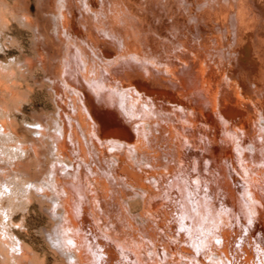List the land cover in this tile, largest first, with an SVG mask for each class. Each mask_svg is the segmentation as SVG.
<instances>
[{
  "label": "bare ground",
  "instance_id": "6f19581e",
  "mask_svg": "<svg viewBox=\"0 0 264 264\" xmlns=\"http://www.w3.org/2000/svg\"><path fill=\"white\" fill-rule=\"evenodd\" d=\"M60 1L61 2L59 4L58 16L59 18L60 17L63 18L62 20H65L66 26H63L62 28L64 30L63 29L62 30L66 34H69L68 25L71 23L73 19L72 17L73 14L71 13L73 10L70 11V8H72L70 7V1L71 2L73 1L72 0H60ZM185 1L192 8V10L190 11L191 13L188 11L190 14L188 15V20H187V26L190 27V32L192 35L191 36L187 35L189 37L185 38V41H183L184 39L181 40L183 42L181 43V47L177 48L181 51L180 53H178V55L177 54L174 55L171 53H170L171 55L169 54L168 58H170V60L166 61L167 69L163 68V66L165 65L162 66L159 65L160 63H155V62L148 63V61L145 62L144 61L145 59H143V57L145 56L143 55L144 52L143 53L142 52L140 53L138 51L133 52L134 49L133 50L127 49V54H123L125 55V60L122 61L120 60V62L117 61V57L119 58V56L122 54L121 52L120 53L118 52L119 54L112 55L111 57L110 56L107 57L109 59L111 58L112 60L116 61L114 62L115 64L113 66H115L117 70L113 69L114 72L124 74L125 77L127 76V79L130 82L129 84L124 85V87L121 86L125 88L124 91L125 97H123L125 102L122 96L119 94L117 88H115L116 86L115 87L113 86L114 83L111 85L108 81V83L110 84L108 85L106 83L108 85V88L107 87L100 88V86H98L99 84L97 83L87 86V84H85L84 81H82L83 78L80 76V74H78L79 72L77 73L78 71V70L76 71L77 68L76 69L74 68L76 72L72 71L73 73L64 70L67 73V74L64 73L65 76V82L63 81L65 85L64 89L66 91V94H69L67 91L69 89L73 91L74 94L82 97L81 98V100L83 101L82 106H84L85 109L89 110L90 117L92 118L91 120H93V125L91 123V125L93 126V132L91 133L93 135V139L94 140L96 139V141L100 142L99 144L105 143L107 145L106 142L108 141L111 142L110 145L112 148L111 150L112 154L108 155L109 156L108 160L110 163L109 167H111L113 170L110 171H113L112 173L115 176L121 177L124 180L125 184H127L133 190L136 191L135 194H140L141 196H144L145 198L144 204L147 203L149 206H152L153 208L155 207L158 210H160V208H164L165 206L166 208H169L170 206L172 210V212H170V210L168 211L170 215H172L173 212L176 211V215L179 218L178 219L175 218V220L173 219V221L174 222L176 221L174 223V226L177 230L176 232H174V234H172L171 238L174 237L175 242L177 241L180 242L181 247L184 248V250H182L181 247L180 248L177 247L179 249L171 248L172 250L169 251L168 248H165L164 246L163 248L164 256L166 259L169 254H171L172 256L175 255L177 256V253H179L180 256L176 258H179L183 261L180 262V264H264V104L259 100H255L251 96H246L240 80H237L234 77L235 71L231 73V67L238 66L239 68L238 71L241 70V72L246 73L248 75L246 77H249L248 80L250 81L249 73L247 71L245 72L246 69L244 68L243 63L245 61L249 62L250 60L248 58L251 59L256 53L257 44L259 43L256 42L257 38H255L254 29L256 24L264 20V14L263 13L253 14L249 10L248 5L245 4L243 0H185ZM100 2H101L100 5L101 7L99 9H101V11L98 10L97 11L100 13V15H105L106 16L105 18H108L110 20L105 10L107 7L105 6L104 0L101 1L87 0L86 5L88 6V8H91L92 11H94L96 9L95 7H97L98 3ZM115 2L116 1L114 0V3ZM44 3H46V1ZM110 4L108 3V5ZM78 6L80 5L78 4ZM115 6L118 7L117 3L115 4ZM111 7L113 8V6ZM129 7L128 9H131V6ZM76 8L77 7H75V9ZM125 9L123 10L125 11ZM117 11L119 12L118 9ZM122 11L120 12L122 13ZM77 12L78 11H76V13ZM108 13L112 14L110 10ZM121 13L120 15L122 14L124 15L125 13L127 15V11L125 13L122 14ZM27 15L28 14H26V16L24 15L23 16L27 17ZM97 16L99 17L98 14ZM74 17L77 18V14ZM92 18L90 19L92 20ZM81 19L82 17H80V19L78 18V20L80 21L79 23H82L80 25L83 28L84 26H82L83 22H81ZM90 19L88 21L89 24H90ZM135 19L136 18H134L133 21ZM74 20L72 22H74ZM83 20H85V17ZM112 20H114L113 17ZM128 20L130 19L128 18ZM117 21L119 20L117 19ZM99 22L102 27L106 26L105 25L107 23L106 20L100 19ZM136 22L138 21L136 20ZM119 23H116L114 25L117 26V24ZM91 24H93V22H91ZM127 24L133 25L132 22L131 24L130 23ZM109 25L111 26V24ZM258 25H256V27ZM199 26L201 27L205 26L208 29L207 31L205 30L203 32L196 31L198 34H195L194 29L198 30ZM260 26H262L261 23ZM119 27H117V29ZM129 27L124 26V29L128 31L126 28ZM94 28L92 30L95 31ZM84 29L86 30V27ZM33 30H37V29H33ZM56 30H53L52 32L57 33L55 32ZM115 30L116 28L114 29V31ZM63 31L59 32L60 37ZM94 31H90V35H88V39H87V35H85L86 37L84 36L85 40L87 39L88 41L87 42L88 45L92 46V48L94 47L95 49L96 47H99L102 50L105 48L108 49L107 52H109L116 47L117 40L115 39V37L112 38L108 36L109 34L106 35V33H103L104 31H102L101 33L99 31L96 32ZM72 33H74V31ZM39 34L40 33L37 34V38H39L38 37ZM133 34L136 35V33ZM113 35H116V32ZM42 36L40 37V39L42 38ZM55 36H57V34H55ZM79 36L80 35H78L77 37L79 38ZM129 36L128 38H131L132 34L130 33ZM52 38L54 37L52 36ZM57 38L59 37L57 36ZM75 40H77V38H75ZM54 41L55 40H52L53 43ZM36 44L38 45V43ZM123 44H124L123 47L124 46L126 47L128 45L126 41H124ZM39 46L40 45H38L37 47ZM134 46L136 45H133V47ZM74 47L76 46L74 45L73 48ZM123 47L120 48L123 49ZM125 47L123 51H125L126 53ZM130 47L132 46L130 45ZM99 48L98 50L101 52ZM67 50L68 47L66 51ZM114 50L117 51L119 49H114ZM44 54L46 53H44L43 51V53H41V58L40 56L39 58L41 59L42 64H47L48 61L46 60V57L48 53L46 56ZM75 54L76 53H74V55ZM149 54L150 53H148V55ZM123 55H121V57H124ZM130 55H135L136 57L141 59L142 63L136 61L134 57H131ZM61 57L66 58V56L62 55L58 57V60H60L59 58ZM34 61L35 60L33 59V62ZM106 61L108 62L109 60ZM98 62L100 65L101 61ZM59 63H61V61ZM94 63H95L94 67H96L95 66L96 62ZM91 67L92 64L90 65V70ZM85 69L81 68V72L84 74L83 77H85L86 74L85 72H83V70ZM61 70H59V73ZM110 71H112V69H110ZM74 73H77V75ZM109 74L111 75L112 73L109 72ZM59 76H61V74H59ZM116 78L117 77H115L114 80H116ZM89 79L90 78H88V80ZM243 80L246 81L245 76L243 77ZM117 83L119 82H116V84ZM54 85L56 86L55 91L57 95H60L62 99L61 101H58L57 116L53 115V118L50 120V122L47 123L42 120H36L34 122L24 121V123L28 125V127L25 126L24 128L28 131V133H30L29 137H26L25 135L21 137L22 135L20 136L18 134L16 119H14L15 121L11 119V122H9L8 116L12 117L11 112L9 111L10 109H8V106L4 105V103L0 104V139L1 141L4 140L3 143L8 140L13 141V143L11 144H8L9 143L8 141L7 142L8 146H6V148L4 147L5 148V149L3 148L4 150L0 148L2 150L0 151V159L3 158L2 160H4L3 163H0V221L4 222L5 220H7L6 221L7 224L5 225V227H3L4 228L3 233L5 235L6 240L2 241L3 236L0 234V243L2 242L3 244H5L7 247H10L14 251V253L11 256V260L14 261L15 263L29 264L30 261H34L35 253H33L31 249L27 250L23 241H20L22 243V247H18V243L13 238L14 235H12L11 232H9L10 229H8L9 227L8 225L15 222L10 220L12 218L11 210L13 209L14 206L17 207V204H19L20 202L14 203L15 205L13 207H11L12 205L10 207L8 206L9 208H12L10 210L7 207V205L5 206L4 201L6 200L10 201L16 197L17 198L19 197V199H22V201L23 198L24 199L26 198L27 201L29 200V202L32 203L35 198L40 196L41 199L49 198L47 200H51V203L49 202L50 203L49 207L46 208L48 209L49 215L52 217L53 224L49 230H46L45 228V233L49 242L54 247L55 252L58 255H60L61 258L63 259L64 264H150L152 261L155 262V264L160 263L156 260L157 257L159 256L158 255L159 253L156 251L157 248L156 250L153 247L142 250L143 243L140 242L141 240L139 241L134 239L131 242L127 238H120L114 241L108 235H104L106 231L102 235L101 231L104 230H96L97 228L96 226H95L96 228L94 229L93 227L88 228L89 227L88 223H90L92 219L91 217H89L90 215L87 214L93 212L94 210L89 211L88 213L87 209L86 210L84 209L87 205L85 201H84V205L82 206V210L79 207L80 200L85 199L82 190L83 186L81 187L82 184L81 185L77 184V182L78 181L80 182V180L70 179L69 177H68L69 180H67L66 178H62L59 175L60 170H65V171L68 170L70 172V169H72L71 164H69V162H71L75 154L76 147L74 148L71 142L72 136L69 133V127L67 121L68 118L67 115L69 114H67L66 107L63 104L65 103L63 102L65 96L64 89L62 88L63 83L61 87H59L58 84H54ZM123 88L121 90H124ZM82 93L83 96H81ZM144 95L145 97L149 96L153 101L152 102L153 104L147 102L145 103L148 109L147 107L143 108L142 105ZM160 97L161 98L169 97L168 99L174 98L173 101L176 102V104H174L173 106H175L174 109L175 116H177L178 118V120L175 121L174 123L177 122V124L181 126V129H179V126L177 127V125L169 123L171 120L166 121L164 123L167 126L169 127L172 126V128L175 129V131H173V135H175L174 132L178 134V139L181 140L180 145L182 146V148L183 147L191 148V146L188 145H192V148L191 149L189 148L190 150L187 151L183 150L185 151L184 153L186 154L182 152L184 155L181 153L182 155L179 157L175 155L173 150L172 151L170 150L171 151L170 155L172 157L171 160H174L173 158L177 157L179 158L180 162L184 165L182 167L181 164L180 166L177 164L178 162L176 163L178 166L182 167V168L178 166L176 167L177 168V170H175L176 174H174V171L171 173L170 166L167 167L166 169L167 174L165 172L159 171L158 169L159 166L157 167V165L151 160V157L150 160H146L147 159L146 156L149 153L148 151H145L146 148L145 146H148L150 141L153 142L151 139V134L153 133L152 131L153 123H156V125H158L157 127L160 126L159 129L165 130L166 128L165 127L166 125L163 126L160 123L159 119L158 120L152 119L154 122L145 120L146 115L153 114L151 118L155 116L156 112L153 109V106L154 104H156V101H158L157 103H160L159 102V99H161ZM71 98L73 100V97ZM76 98L79 97L77 96ZM81 100L79 102H81ZM76 102L78 103V101ZM124 103L127 105V111L128 109L130 110V112L132 110V114L123 112L126 111L124 108L126 105L124 106L123 105ZM74 107L77 109L76 105H74ZM160 108L165 110V107L161 106ZM166 110H168V108ZM1 112L3 113L1 114ZM160 112L163 113L161 110ZM170 112L171 111L169 110V113ZM8 113L10 114L8 115ZM43 115L45 114L43 113ZM138 115H142L140 119H138L139 118ZM69 117L71 116L69 115ZM156 117L158 116L156 115ZM167 118L168 117L166 116L165 119ZM80 119L81 118H79V120ZM142 121H144V123H142ZM136 124L137 126H135ZM86 126L88 127V125ZM91 127L90 128L88 127L90 131H91ZM74 128L77 129L76 126ZM168 132L170 133V131ZM173 135L171 136L173 137ZM77 137L74 136V138ZM175 138L177 137H174V139ZM86 139L87 138H85V140ZM186 139L187 142L185 141ZM43 140H47L49 146L48 149L49 154H47V156L48 155L52 156V159L50 158L51 160H48L49 162V164L47 162L48 167L46 166L47 168L45 169L44 166L43 168L45 169L44 171L41 172L39 171L40 173H43V177L38 179H36L35 177L34 179L30 176V171L33 167V164L35 165V169L42 167L41 157L44 154L43 153L44 148H42L41 142ZM182 140H184V142H182ZM4 144L6 145V143ZM46 144L45 146H47ZM82 144H87V142ZM0 147L3 146L0 145ZM148 147H150V145ZM84 148L86 149L85 145ZM193 148H196L197 151L196 152L193 151ZM108 151L110 152V150ZM3 155H7V156L3 157ZM91 155L93 156V154ZM9 158L10 160H8ZM90 158L92 157L90 156ZM133 159L136 162V164H139L140 168L144 171V176L130 169L129 166L123 165L124 162H128L131 164ZM80 160L82 159L80 158ZM84 160L86 161V158H84ZM83 163L84 162H82V164ZM74 164L75 163L73 162V165ZM147 165L152 168L151 171L146 169ZM258 166L259 167L261 166V168L257 169ZM76 167H78L76 176L82 178L81 181L84 180L86 182L85 178L88 179L89 176L88 175L87 177L83 176V171L82 169H80L79 165H77ZM92 168L93 167H91L90 169L92 170ZM106 168L107 169L105 173H110L108 167ZM60 172L62 173L64 171H60ZM69 172L67 173V176L68 174H70ZM146 172H148V176L145 175ZM151 172H157L158 175L157 176L156 174L153 175ZM73 173L71 174L73 175ZM96 173L97 172H95V174ZM113 174L111 176H113ZM70 177L72 178L71 175ZM144 177L146 178L145 179L146 181L150 180L151 178L154 179L156 181V184L159 185L160 187H163L164 183H167L166 188L164 187L165 189H167L166 195H164V197L162 198H159V196L151 194L148 187L145 185L146 184L144 182L145 180H143ZM93 183L96 184L95 181ZM111 183L112 182H110L109 184ZM187 183L189 184V186ZM104 185L106 184L104 183ZM192 187L196 189V190L193 189L195 192L192 190ZM88 191H90V188ZM98 196L94 197V200H96L97 203H100V198ZM47 200L45 203H47ZM16 201L17 200H15V202ZM16 207L14 208L16 209ZM100 207L102 208L104 207V205L102 206L101 203ZM103 210L104 209H102V211ZM144 210H146V212H148L150 215L154 214L148 208ZM95 213L96 212H94V214ZM143 219L145 221L144 217ZM149 219H146V221ZM91 224L92 223H90V226ZM106 228L109 229V233H111L110 228L109 227ZM179 228H181L182 230V232L180 233L178 230ZM96 231H98V233L100 231V234L102 236H100ZM114 233H116V231H114ZM175 233L176 234L179 233V236H177ZM149 235L151 236V234ZM114 236L115 235H113L112 237ZM141 236L143 237V235ZM168 236L166 238L170 239L168 238ZM151 237L149 239H152L155 236L152 238ZM8 238L11 239V242L7 241ZM162 244H163V240H162ZM185 244L187 245V247L183 246ZM157 245L160 246L159 244ZM21 249L22 252L23 251L24 252L18 255L17 252H19V250ZM99 250H102V252ZM144 255H146V257ZM202 256H204V258H202ZM172 258L174 259V257ZM150 260L152 261L150 262Z\"/></svg>",
  "mask_w": 264,
  "mask_h": 264
},
{
  "label": "rangeland",
  "instance_id": "374dc122",
  "mask_svg": "<svg viewBox=\"0 0 264 264\" xmlns=\"http://www.w3.org/2000/svg\"><path fill=\"white\" fill-rule=\"evenodd\" d=\"M45 1H46V3H44ZM72 1L73 2L70 1V7H72V8H70V11L73 10L71 12L73 14L72 21L74 19L75 20H74V22L71 21V23L68 25L69 34H66L63 31L64 29L62 28L63 26H66L65 20H62L63 18H61V17L59 18V16H58L59 4L61 2L60 0H0V64L2 65V66L0 65V77H1L0 78V104L4 103V105H7L8 109H10L9 111L11 112L12 117L8 116L10 114V113H8V115H7L8 120H9V122H11V119H13V121H15L14 119H16V122H17L16 125L18 128L17 132L20 136L22 135L21 137H23L24 135L26 137L30 136V133H28V131L24 128L25 126L28 127V125L26 123H24V121L34 122L36 120H42V121L47 123V122H50V120L53 118V115L57 116L58 101H61L62 99H61L60 95H57V93L55 91L56 86L54 84H58L59 87H61V85L63 83L62 88L63 89L65 88L64 73H66V72L64 70H66L68 72H72V71L76 72L78 70L77 73L79 72L78 74H80V76L83 78L82 81H84V83L87 84V86L97 83V84H99L98 86H100V88H105V87L108 88V85H110V84L112 85L114 83L113 86L114 87L116 86L115 88H117L119 94L123 98V97H125V95H124L125 88H123V87H124V85H127L130 82L128 81L127 76L125 77L124 74L114 72V70H117V68H115V66H113L115 64L114 62H116V61L112 60L111 58L109 59L107 57H109V56L111 57L112 55L119 54L120 52L122 53L121 55L127 54V49H129V50L134 49L135 51L133 50V52H137V51L140 53L144 52L143 55H145V56L143 57V59H145L144 60L145 62L148 61V63H151V62L160 63L159 65H161V66L165 65V66H163V68L167 69L166 61L170 60V58H168L169 54L171 53L174 55H176V54L178 55V53H180L181 51L177 48L181 47V43L183 41H185V38L192 35L190 32V27L187 26L188 15L191 13L190 11L192 10V8L189 6V4L186 3L185 0H119V1L115 0L116 1L115 3H114V0H104L105 6L107 7L105 10H106V12L108 14L107 16L110 18V20L108 18H105L106 17L105 15H100V13L98 12V11H101V9H99L101 7L100 6L101 2L98 3V6L95 7L96 9L94 11H92V9L88 8V6L86 5L87 0H83V1L82 0H76L77 2L74 0H72ZM99 1H101V0H99ZM132 1H134V2H132ZM83 2H84V4H83ZM119 2H120V4H119ZM243 2L248 5L249 10L253 14H258V13L264 14V0H243ZM108 3L109 4L111 3V4L108 5ZM116 3H117L118 7L115 6ZM78 4L80 6H78ZM111 6H113V8ZM119 6H120L121 10L119 9ZM129 6H131V9H128ZM75 7H77V8L75 9ZM80 7H82V8H80ZM107 9H109L110 12H112V14L108 13L109 10H107ZM115 9H116V11L118 9L119 12L118 11L116 12ZM123 9H125V11ZM55 10H56V12H55ZM76 11H78V12L76 13ZM120 11H122V13H125L127 11V15L125 13L124 15H126V16H124ZM120 13L122 15H120ZM21 14H22V16H21ZM26 14H28L27 17H24V16H26ZM53 14H55V15H53ZM76 14H77V18L74 17V16H76ZM97 14L99 15V17L97 16ZM135 14H137V15H135ZM131 15H132V17H131ZM28 16H29V18H28ZM134 16H136V17H134ZM21 17H22V19H21ZM57 17H58V20H57ZM80 17H82L81 22H83V25H82V26H84L83 28L80 25L82 23H79L80 21L78 20V18L80 19ZM84 17H85V20L88 18L86 20L87 22L85 20H83ZM112 17L115 21L112 20ZM133 17L136 18L134 21H133V19H134ZM90 18H92V20ZM128 18L131 21L128 20ZM89 19H90V24L88 22ZM100 19L106 20L107 23L105 24L106 25L105 27L101 26V24L99 22ZM117 19L119 21H117ZM136 20L138 22H136ZM112 21H114V22H112ZM122 21H123V23H122ZM262 21H263V23H262ZM262 21L260 22L262 26H260V23H258L259 25L256 24L258 26L256 27V25H255V29H254L255 30V38H257L256 42L259 43V44H257V50L258 51L256 50V53L253 56L254 59H253V57L251 59L248 58L250 61L249 62L245 61L243 63V66L246 69L245 72L247 71L249 73L250 81L248 80L249 77H246V76H248L246 73L241 72V70L238 71V69H239L238 66L231 67V73L235 71L234 77L237 80H240L246 96H251L255 100H259V101L263 102V104H264V20H262ZM91 22H93V24H91ZM131 22L133 25L127 24V23L131 24ZM133 22H135V23H133ZM60 23H61V25H60ZM116 23H119V24H117V26H116V25H114ZM109 24H111V26ZM120 25L123 27H121ZM107 26H110L111 28L107 27ZM124 26H126V27L131 26V27L126 28L128 30V31H126L124 29ZM85 27H86V30L84 29ZM117 27H119L118 28L119 30L117 29ZM80 28H81V30H80ZM93 28L95 29V31L92 30ZM97 28H99V29H97ZM103 28H105V29L108 28V29L105 30ZM109 28H110V30H109ZM115 28H116V30L114 31ZM130 28L132 29L133 33H136V35L132 33ZM33 29H37V30H33ZM83 29H84V32H83ZM207 29L208 28L205 26L204 27L199 26L198 30L194 29L195 30L194 33L198 34L196 31L203 32L205 30L207 31ZM53 30H56L55 32H57V33L52 32ZM135 30H136V32H135ZM138 30H139V32H138ZM61 31H63L65 34L62 32L61 37H60L59 32H61ZM73 31H74V33H72ZM90 31H94V32L99 31L100 33L102 31H104L103 33H106V35L109 34L108 36H110L112 38L115 37V39L117 40V45L114 49H119V50L116 51V50L112 49L113 51L111 50V51L107 52L108 49L104 48L102 50L99 47H96L95 49H97V50H95L94 47L92 48V46L88 45V43H87L88 42L87 39H88V35H90ZM107 31H109V32H107ZM121 31H123V32H121ZM35 32H36V34H35ZM115 32H116V35L117 34H119V35H117V36L113 35ZM38 33H40L44 36L39 34L38 35L39 38H37ZM130 33L132 34V37L128 38ZM55 34H57V36L59 38H57V36H55ZM110 34H112V35H110ZM51 35L54 38H52ZM78 35H80L79 38L77 37ZM85 35H87L86 40H85V37H86ZM187 35H189V36H187ZM41 36H42V38L40 39ZM135 36H136V38H135ZM69 37H70V39H69ZM55 38L57 39V41ZM75 38H77V40H75ZM118 38H119V40H118ZM122 39L128 43L127 46L129 48L127 46H126L127 48L124 46L126 53H125V51H123V49H124L123 42L124 41ZM52 40H55L54 43L52 42ZM68 40H70V41H68ZM128 40H129V42H128ZM181 40H183V41H181ZM35 41H38V42H35ZM65 42L68 44H66ZM36 43H38V45H40V46L37 47L38 45ZM42 43H43V45H42ZM47 43H49V44H47ZM62 43H64L65 45ZM73 44L76 47L73 48V46H74ZM83 44L85 47L83 46ZM129 44L132 47H133V45H136V46H134L132 48V47H130ZM46 46H48V47H46ZM41 47H42V50L45 48L43 50L44 53H46V54H44L45 56L48 53V55L46 57V60L48 61V62L46 61L47 64L41 63L40 58H41V53H43V51L41 50ZM67 47H68V50L66 51ZM82 47H84V48H82ZM120 47H123V49ZM135 47H136V49H135ZM171 47L173 48V50ZM38 48H40V49H38ZM98 48L101 50V52L98 50ZM93 50H95L96 52ZM46 51H49V52H46ZM73 51H74V53H76L75 55H74ZM37 52H38V55H37ZM94 53H97V54H94ZM148 53H150V54L148 55ZM83 54L86 56H84ZM62 55L66 56V58L61 57L62 60H61V58H59L60 60H58V57L62 56ZM97 55H99V56H97ZM121 55L119 56V58L117 57V61H119V62H120V60L121 61L125 60V55H123L124 57H121ZM39 56H40V58H39ZM103 56H104V58H103ZM130 56L134 57V59L136 61L142 63L141 59H139L135 55H130ZM157 56H159V57H157ZM85 58H86V60H85ZM94 58H97V59H94ZM33 59L35 60L34 62H33ZM65 59H66V61H65ZM105 59L109 60V61L107 62ZM149 59H152V60H149ZM97 60L101 61L100 65L102 67L99 65V62ZM60 61H61V63H59ZM110 61H111V63H110ZM37 62L39 65L37 64ZM94 62H96V65H95L96 67H94V64H95ZM103 62H104V64H103ZM40 64H42V65H40ZM65 64H67L68 66ZM91 64H92V67L90 70ZM42 66H43V68H42ZM85 66H86V69H85ZM60 67L62 70L60 69ZM71 68H73V69L77 68V69L75 71V69L73 70ZM81 68L85 69V70H83V72L86 73L85 77H83L84 74L81 72ZM88 68L90 71L88 70ZM96 68H98V69H96ZM110 69H112V71H110ZM59 70H61L60 73H59ZM91 72H92V74H91ZM109 72L112 74L110 75ZM77 73H74V74L77 75ZM59 74H61V76H59ZM87 74L89 77L87 76ZM89 74L91 75V77ZM231 75H233V74H231ZM244 76H245L246 81L243 80ZM115 77H117L116 80H114ZM51 78H53V79H51ZM88 78H90V79L88 80ZM240 78H242V79H240ZM121 79L123 82L121 81ZM53 80L54 81L57 80V81H55V83H54ZM100 81L102 82V84ZM108 81L110 84L108 83ZM17 82H18V84H17ZM116 82H119V83L116 84ZM102 85H104V86H102ZM53 86H54V88H53ZM121 86H123V87H121ZM122 88L124 90H121ZM67 91L69 94H66V91L64 89L65 96H64L63 102H65V103H63V104L66 107L67 114H69L71 116V117H69V115H67L69 133L71 134L72 138H74V136H76V137L78 136V137L74 138V139L71 138V142H72L74 148L76 147L75 148V154H74L71 162H69V164H71L72 169L69 168L70 172L68 170H66V171L60 170V171H64V172L61 173L59 171V175L62 178H66L67 180H69V178L75 179V180L76 179L80 180V182L78 181L79 183L77 182V184L78 185L82 184L81 187L83 186L82 190H83V194H84L83 196H85V199L80 200V206L79 207L82 210V206L84 205V201H85L87 204L86 205L87 208L86 207L85 208L83 207V208L85 210L87 209L88 213H89V211L94 210L93 212L87 214V215H90L89 217H91V219H92V221L90 223L93 224V225L91 224V226H90V223H88V226H89L88 228L93 227V229H94L97 227L96 230H104V231H101V234L103 235L106 231V233L104 235H108L114 241L118 240L120 238H127L131 242L134 239L139 240V241L141 240L140 242L143 243L142 244L143 245L142 250L147 249V248H152V247L155 248V250H156V248H157L156 251L159 253L158 254L159 256L157 257L156 260L158 262H160V263L157 262L158 264H170V263L171 264H180V262H183V261L179 258H176V257L180 256L179 253H177V256L175 255L176 253L173 254L175 256H172L171 254H169L168 255L169 258L167 257V259H166L164 256V249H163L164 246H165V248H168L169 251L172 250L171 248L179 249L181 247L180 242H178V241L175 242L174 237L171 238L172 234H174V232H176V230H177L174 226V223L176 221L175 222L173 221V219L175 220V218H177V219L179 218L176 215V211H174L173 214L170 215L168 213L169 210H170V212H172L170 206H169V208H166V206H165L164 208H160V210H158L155 207L153 208L152 206H149L147 203L144 204V199H145L144 196H141L140 194H135L136 191L133 190L127 184H125L124 180L121 177L115 176L112 173L113 171H110V170H113L111 167H109L110 163L108 160V158H109L108 155L112 154L111 153L112 148L110 145L111 142H109V141L106 142L107 145L105 143L99 144L100 142L96 141V139L95 140L93 139V135L91 134L93 132V126H92L93 120H91L92 118L90 117L89 110L85 109V107L82 106L83 105V101L81 100L82 97L74 94V92L69 90V89ZM56 95L58 98L56 97ZM73 95H75L76 97L78 96L79 98H76ZM70 96L73 97V100ZM81 96H83V93ZM75 98H76V101H78V103L75 101ZM148 98H150V97L149 96L145 97V95L143 96V103H142L143 108L147 107L145 104L146 102L153 104L152 99L151 98L148 99ZM168 98L167 97H163L161 99L156 98V99H159L160 103H157L158 101H156V104H154V106H153V109L156 112L155 116H153V118H151L153 114L152 115H146L145 120L154 122L153 120L159 119L160 123L163 126L166 125L164 122L171 120L169 123L175 124L178 127L179 125L177 124V122L174 123L175 121L178 120L177 116H175V110H174L175 106H173L174 104H176V102L173 101L174 98H172V99L171 98L168 99ZM11 99H13V100H11ZM68 99H70V100H68ZM80 100H81V102H79ZM123 100H124V98H123ZM161 100H162V102H161ZM167 100L168 101L170 100L169 101L170 103ZM124 102H125V100H124ZM74 105H76L78 110L74 107ZM77 105L79 106V108ZM123 105L125 106L126 104L124 103ZM159 105H161L162 107H165V110L160 108L161 106H159ZM166 106H167L168 110H166L167 109ZM16 107H17V109H16ZM124 108L126 110V111H123L124 113H131L132 114V110H131V112L129 109H128L129 112L127 111V105ZM147 109H148V107H147ZM72 110L73 111L75 110L77 113L75 111L73 112ZM160 110L163 113H161ZM169 110L171 111L170 113H169ZM2 113L3 112H1V114ZM43 113L45 115H43ZM156 115L158 117H156ZM163 115H165V116H163ZM87 116L89 117V119ZM141 116L142 115H138V117H139L138 119H140ZM166 116L168 117L167 119H165ZM78 117L81 119L79 120ZM71 120H72V123H71ZM86 120H87V122H86ZM144 121H142V123H144ZM91 123H92V125H91ZM81 125H82V127H81ZM86 125H88L89 128L92 126L91 131L89 130V128ZM75 126L77 127V129L74 128ZM135 126H137V124ZM157 126L158 125H156V123H153V129H152L153 135L151 134V139L153 142H151V141L149 142L148 146L150 145V147L145 146L146 147L145 151H148V153H149L146 156V158H147L146 160H150V157H151V160L157 165V167L159 166L158 167L159 171L165 172L167 174L166 169H167V167L170 166L171 173L174 171V174H176V171H175V170H177L176 167L180 164L182 165V167L184 166L180 162L179 158H177V157L181 156L185 151L190 150L192 148V145H188V146H191V148L190 147H188V148L183 147L184 148L183 149L182 146L180 145L181 140L178 139V134L176 132H174L175 135H173V131H175V129H173L172 126L169 127L166 125L165 130L159 129L160 126L159 127H157ZM79 127L82 130H80ZM179 129H181V126H179ZM168 131H170L171 134ZM162 132H163V134H162ZM83 134L85 135V138H87L86 140H85ZM171 135H173V137ZM89 136L93 140L90 139ZM81 137H82V140H81ZM174 137H177V138L174 139ZM3 141L4 140L1 141V139H0V145L3 146V147H0L1 149H3L4 147L6 148V146H8V144L13 143V141L8 140L9 143L7 144L8 141H6V142H4V143H6V145H5L3 143ZM185 141L187 142V139ZM45 142L47 143V140H43L41 142V146H42V148H44L43 149L44 154L41 157V162H42L41 166L42 167L35 169V165L33 164V167L30 171V176L34 179H35V177H36V179L43 177V173H40V172L44 171L48 167L47 162H48V160L52 159V156H50V155L47 156V154H49L48 153L49 146H48V143L46 144ZM86 142H87V144H82V143H86ZM182 142H184V140H182ZM45 144L47 146H45ZM84 145H85L87 150L84 148ZM88 145H90V146H88ZM87 146L90 148H88ZM167 148H169V149H167ZM1 149H0V151H2ZM176 149H177V151H176ZM88 150H91V151H88ZM108 150H110V152ZM170 150L171 151L173 150L175 155L177 156L176 158H173L174 160H171L172 157L170 155V152H171ZM183 150H185V151H183ZM193 151L196 152L197 149L193 148ZM89 152H90V154H89ZM88 154L92 158H90V156ZM91 154H93V156ZM184 154H186V153H184ZM4 156H7V155H3V157ZM77 156H78V158H77ZM87 156H88V158H87ZM93 157H95V158H93ZM80 158L82 160H80ZM84 158H86L87 162L84 160ZM2 159H0V163L4 162V160H2ZM78 159H79V161H78ZM8 160H10V158ZM102 160H103V162H102ZM81 161L84 163L82 164ZM155 161H157V162H155ZM73 162L75 163L74 165H73ZM48 164H49V162H48ZM76 164L79 165L80 169H82L83 176H85V177H87V175L89 176L88 177L89 180L87 178H85L87 184L84 180L81 181L82 178L76 176L77 175V169H78V167H76L77 166ZM123 165L129 166L130 169H132L135 172L144 176V171L140 168L139 164H136L134 159L132 160L131 164L128 162H124ZM44 166H45V169H43ZM88 166H89V169H88ZM180 166H178V167H180ZM83 167H84V169H83ZM91 167H93L92 170L90 169ZM106 167H108V170L110 173H105L106 169H107ZM182 167H180V168H182ZM33 168L35 171L33 170ZM259 168H261V166L257 167V169H259ZM146 169L151 171L152 168L147 165ZM74 171H76V172H74ZM90 171H92V172H90ZM68 172L70 174H68V176H67ZM95 172H97V173L95 174ZM63 173H65V174H63ZM71 173H73V175ZM151 173L153 175L156 174V176L158 175L157 172H151ZM91 174H93L95 176V179H94V176ZM100 174H101V177H100ZM112 174H113V176H111ZM70 175L72 176V178L70 177ZM145 175L148 176V172H146ZM145 177H144V179L143 178L142 179L145 180L146 179ZM169 177H170V175H169ZM91 178L94 180H92ZM94 181L96 182V184L93 183ZM105 181H107V182H105ZM110 182H112V183L109 184ZM144 182L146 183L145 185L148 187L151 194L157 195V196H159V198H162V197H164V195H166L167 189H165V188H166L167 183H164L163 187H160L159 185L156 184V181L152 178L150 180H147V181L145 180ZM104 183L107 186L104 185ZM96 185H99V186H96ZM153 186H154V188H153ZM188 186H189V184H188ZM89 188H90V191H88ZM112 188H113V190H112ZM193 189L196 190L195 188L192 187V190ZM110 190H112L113 192ZM104 194H105V196H104ZM101 195H102V197H101ZM160 195H162V196H160ZM96 196H98L100 198V203H97L96 200H94V197H96ZM39 197L35 198L32 203L29 202V200L27 201V199L25 198L27 203L29 202L28 204L26 203L24 198H23V201H22V199H19V197L18 198L16 197L10 201L5 199L6 201H4V202H5V206L7 205V207L8 206L10 207L11 205H12L11 207H13L15 205L14 203L20 202L19 204H17V207L14 206V207H16V209L13 207L14 210L12 208L8 207L10 210L12 209L11 210L12 218L10 220H12L13 222L15 221L14 223H11L10 225H8L9 226L8 229H10L9 232H11V234L14 235L13 238L18 243V247H22V243L20 241H23L26 249L27 250L31 249L32 252L35 253L34 261L29 260L30 261V263L28 261L29 264H33V263L34 264H64L63 259L61 258L60 255H58L55 252L54 247L49 242L48 238L46 237V233H45V228H46V230H49L53 224L52 217L49 215L48 209H47L51 203V200H47L49 198L41 199V197L40 198ZM13 200H14V202H13ZM15 200H17V201L15 202ZM46 200H47V203H45ZM101 203H102V206L104 205V207H102V208L100 207ZM93 207H95V208H93ZM146 208L150 209L154 213L153 215L156 217H154L153 215H150L148 212H146V210H144ZM102 209H104L105 211L104 210L102 211ZM94 212H96V213L94 214ZM143 217L145 218V221H144ZM147 217H149L151 219H149ZM146 219H149L150 221L149 220L146 221ZM6 221L7 220H5L4 222L0 221V234L3 236L2 241L6 240L5 235L3 233L4 232L3 227H5V225L7 224ZM94 221L95 222L97 221V222L95 223ZM153 221H155V222H153ZM157 221H158V224H157ZM171 221H173V222H171ZM145 222H148V223H145ZM106 227L110 228L111 233H114V231H116V233H114V234L109 233V229H107ZM162 227H164V228H162ZM178 230H179V233L182 232L181 228H179ZM117 231H118V233H117ZM130 231H131V233H130ZM96 232L98 233V231H96ZM179 233H177V234L175 233V234L177 236H179ZM98 234L100 236H102L100 234V231ZM149 234H151L152 237H154V236L155 237L152 238ZM153 234H154V236H153ZM113 235H115V236L112 237ZM141 235H143V237ZM108 236H105V237H108ZM167 236H168V238H170L173 241H171L170 239H167L166 238ZM150 237L152 239H149ZM141 238L143 239L144 242L142 241ZM162 240H163V244H162ZM164 240H165V242H164ZM7 241L11 242V239L8 238ZM144 243L146 244V246ZM155 243H156V245H155ZM170 243H172V244H170ZM157 244H159L160 246H158ZM183 246L187 247L186 244ZM177 247H179V248H177ZM181 249L184 250V248H182V247H181ZM6 250H7V252H6ZM99 251L102 252V250H99ZM23 252L21 249V250H19V252H17V254L20 255ZM13 253H14V251L10 247H7L5 244H3L1 242L0 243V264H17L11 260V256ZM144 256L146 257V255H144ZM172 257H174V259ZM202 258H204V256H202ZM22 260H24V259H22ZM151 261L152 260H150V262ZM150 264H155V262L152 261Z\"/></svg>",
  "mask_w": 264,
  "mask_h": 264
}]
</instances>
